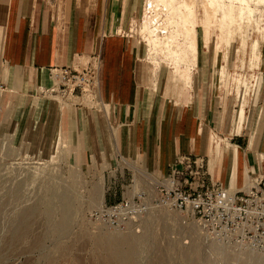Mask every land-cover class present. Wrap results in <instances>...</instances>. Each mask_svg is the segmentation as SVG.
<instances>
[{
    "label": "crops",
    "instance_id": "1",
    "mask_svg": "<svg viewBox=\"0 0 264 264\" xmlns=\"http://www.w3.org/2000/svg\"><path fill=\"white\" fill-rule=\"evenodd\" d=\"M136 1L0 0V121H40L49 112V68H78L98 58L103 107L53 110L61 114V130L69 125L82 165L107 168L125 155L164 177L193 172L196 166L183 159L203 158L209 183L246 189L253 175H264L262 109L247 117L245 100L230 97L221 78L226 63L216 53L197 57L192 87L184 82L178 90L164 74L155 89L146 45L131 29Z\"/></svg>",
    "mask_w": 264,
    "mask_h": 264
},
{
    "label": "rangeland",
    "instance_id": "2",
    "mask_svg": "<svg viewBox=\"0 0 264 264\" xmlns=\"http://www.w3.org/2000/svg\"><path fill=\"white\" fill-rule=\"evenodd\" d=\"M245 1L214 0L213 10L207 8L205 0H167L165 5L136 1L131 29L146 45L144 62L151 80L155 76V89L163 85L164 74L168 83L174 82L178 90L183 88V79L190 73L194 81L199 67L193 56L206 59L216 53L219 63H226L221 78L230 97L237 102V94L245 100L247 117L254 114V108L264 114V0ZM189 4L196 16L188 11ZM194 19L197 24L193 33L188 27ZM54 99L59 101L44 99L46 106L50 105L49 112L36 123L7 126L0 121V264H73L75 255L82 258L81 264H96L88 242V236L96 232L109 238L136 237V264L159 261L158 243L163 233L169 243L168 257L173 264H181L180 255L191 244L192 231L197 232L201 246V264H243L245 259L250 264H264V250L220 243L197 219L169 208L153 207L121 230L91 221L89 213L94 208L131 199L141 192L154 195L152 183L158 177L151 165L128 160L125 155L118 156L107 168H102L104 162L101 168L93 161L82 165L77 147L71 144L69 125L61 130V114L53 111L56 106L66 107V103ZM30 209L38 212L34 227L40 230L34 229L31 236L44 240L32 247L33 237L28 236L13 246L8 240ZM166 214L173 217V222L162 229L161 218ZM65 218L68 228L58 231L56 227ZM76 241H82L81 246Z\"/></svg>",
    "mask_w": 264,
    "mask_h": 264
},
{
    "label": "built area",
    "instance_id": "3",
    "mask_svg": "<svg viewBox=\"0 0 264 264\" xmlns=\"http://www.w3.org/2000/svg\"><path fill=\"white\" fill-rule=\"evenodd\" d=\"M99 64L96 58L78 68H49L52 85L46 95L58 98L66 106L102 108ZM183 163L195 165L196 170L158 177L152 183L154 195L141 192L131 199L104 204L92 209L89 219L121 230L153 207L169 208L197 219L220 243L264 250V175L256 177L255 182L252 179L246 189L237 190L209 183L203 158L187 157Z\"/></svg>",
    "mask_w": 264,
    "mask_h": 264
},
{
    "label": "bare ground",
    "instance_id": "4",
    "mask_svg": "<svg viewBox=\"0 0 264 264\" xmlns=\"http://www.w3.org/2000/svg\"><path fill=\"white\" fill-rule=\"evenodd\" d=\"M154 1H158V5H162V4H166L167 0H151V2L153 3ZM206 1V5L207 8L210 9L213 7H215L214 4V0H205ZM245 1V0H242ZM185 2V1H184ZM245 2H248V0H246ZM156 4V3H155ZM191 4H189L187 6L188 11L190 13L193 14V12H195V16H196V11H194V8L192 6H190ZM193 5V4H192ZM154 5H152L153 7ZM175 6V5H174ZM218 6V5H217ZM160 7V6H159ZM168 7V6H167ZM173 6H171L170 8H172ZM207 9V10H208ZM187 10V9H186ZM217 10V8L215 9ZM215 12V11H214ZM189 14V13H188ZM212 15V14H211ZM210 16V15H209ZM184 19V22H187V17L186 16H182ZM195 22V23H194ZM190 26L188 27V29H190L191 32L194 33L195 31V26H196V21L195 19L192 22H189ZM195 24V26H194ZM194 35V34H193ZM169 42V41H168ZM164 43V42H163ZM161 44V43H160ZM162 47V45H161ZM196 48L193 47V51H195ZM196 56H193V61L195 62ZM196 63V62H195ZM190 72V71H189ZM184 82L186 83L187 87H192L191 84V75L189 73V75H187L184 79ZM13 185V184H12ZM16 192V191H15ZM7 207V206H6ZM34 210V209H33ZM31 211V209L29 210L30 212H26V216L24 217L22 215V217H24L22 221H20V223L17 225V229H15V231H13L11 238L8 240L10 242V244H12L13 246H15L16 243L22 242L24 241L28 236L30 237L32 233H34V229L39 230L38 228L36 229L34 227V225H36V214L38 213H34V211ZM38 210V208H37ZM28 211V210H27ZM24 213V212H23ZM10 214V213H9ZM21 218V217H20ZM38 219V218H37ZM161 227L163 229V226L165 227L166 224H170L173 222V217H171L170 215H165L161 218ZM40 224V223H39ZM69 225V222L67 221V218L64 219V221L62 223L59 224L57 228L58 231H64L66 230ZM40 226V225H39ZM157 227V226H156ZM167 228V227H166ZM40 231V230H39ZM38 232V231H37ZM43 232V231H42ZM97 234H92L91 236L89 235V246L91 247V252H90V256L92 257V259L94 260V262H96V264H136V258H135V250H136V237L134 238L131 236H125V235H119V236H115V237H107L105 234L102 235V233H98ZM36 234V232H35ZM46 234V233H45ZM144 234V233H143ZM176 234V233H175ZM85 235V234H83ZM161 239L159 240V248H160V256H159V261H156V264H173V262H171L170 257H168V250H169V243L167 242V240L165 239V236L163 235V233L161 234ZM197 232L192 231L191 232V236H193V240L191 242V244L184 249L181 252L180 255V263L181 264H201L202 262V255H201V246L200 243L198 241V237L196 236ZM82 236V235H81ZM33 237V236H31ZM30 237V238H31ZM35 237V236H34ZM31 239L32 241H30L32 243V247L39 245L42 240H44L43 238L37 236L35 239ZM85 237V236H84ZM83 237V238H84ZM81 238V237H80ZM138 239V238H137ZM87 240V239H86ZM139 240V239H138ZM171 240V239H170ZM80 240H78L79 242ZM140 241V240H139ZM177 241V240H176ZM29 242V241H28ZM29 242V243H30ZM82 242V241H81ZM81 242L78 244L77 241L76 243L78 245L81 246ZM85 242V241H83ZM86 242V243H88ZM27 243V242H26ZM72 243H75L74 240ZM71 243V244H72ZM22 244V243H21ZM20 244V245H21ZM23 245V244H22ZM30 245V244H27ZM78 245H75L78 248ZM17 246H19L17 244ZM16 246V247H17ZM71 246V245H70ZM72 246H74V244H72ZM79 246V247H80ZM10 247V246H9ZM67 247V246H66ZM86 247V246H85ZM31 248V247H30ZM88 248V247H87ZM171 248V247H170ZM33 249V248H32ZM68 249V248H66ZM84 249V248H83ZM183 249V248H182ZM138 250V249H137ZM6 251V250H5ZM175 251V250H174ZM3 252V251H2ZM67 252V251H66ZM69 252V251H68ZM65 253L66 255L68 254ZM71 252V251H70ZM69 255V254H68ZM75 255V254H74ZM79 255V254H78ZM74 257V256H73ZM90 257V258H91ZM139 257V256H138ZM4 259V258H3ZM82 259V258H81ZM81 259L79 258V256L75 255V257L72 259L74 261L75 264H81ZM89 259V258H87ZM139 259V258H138ZM211 260V259H209ZM92 261V260H91ZM206 261V260H205ZM253 262V260H252ZM73 263V264H74ZM50 264H54L53 262ZM84 264V263H83ZM208 264V263H207ZM242 264V263H241ZM243 264H250V262L248 260H244ZM258 264V263H257Z\"/></svg>",
    "mask_w": 264,
    "mask_h": 264
}]
</instances>
